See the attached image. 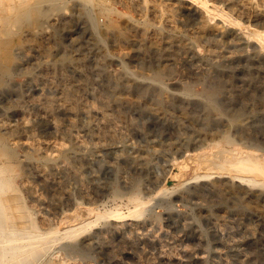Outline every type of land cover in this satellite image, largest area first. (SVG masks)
Returning <instances> with one entry per match:
<instances>
[{
    "label": "rangeland",
    "instance_id": "1",
    "mask_svg": "<svg viewBox=\"0 0 264 264\" xmlns=\"http://www.w3.org/2000/svg\"><path fill=\"white\" fill-rule=\"evenodd\" d=\"M23 1L0 0V252L7 254L0 264L20 256L19 264H264V186L227 177L242 157L264 167V52L240 30L264 31V0H251L262 13L256 19L241 13L246 0H206L240 26L203 20L182 0H99L105 11L83 0H50L38 7L43 14L37 0H27L28 15L4 28L3 16ZM153 5L167 7L170 17L158 29ZM185 86L205 94L217 87L219 105L186 96ZM100 92L108 94L110 114ZM57 96L74 103L73 125H66ZM156 97L167 98L165 112L143 111ZM206 173L212 175L199 178ZM133 196L151 198L136 217ZM82 205L123 217L104 216L68 237L62 229L86 216ZM30 228L55 229L56 236L41 240Z\"/></svg>",
    "mask_w": 264,
    "mask_h": 264
},
{
    "label": "bare ground",
    "instance_id": "2",
    "mask_svg": "<svg viewBox=\"0 0 264 264\" xmlns=\"http://www.w3.org/2000/svg\"><path fill=\"white\" fill-rule=\"evenodd\" d=\"M45 1H50V0H37L36 2H35V4H34V2H33V4L35 5V8H36V11L38 12V13H40V14H43V12L41 11V10H38V7L40 6V5H42V3H47V2H45ZM145 1V0H144ZM158 1V0H157ZM156 1V2H157ZM184 3H189V4H191V7H193V9H194V11L199 15V17L201 18V19H203V20H205L206 19V17L207 16H214V17H220V18H222L223 20H225V22L226 21H230L231 23H233V24H235V25H237V26H240L241 24L236 20H232V19H230L229 17H228V15H227V13H225V12H223V10L221 9V7H219V6H217V5H213V4H211V3H208L206 0H182ZM240 1V0H239ZM83 2H84V4L85 5H87V6H89V7H95L96 5H98V4H100L101 6H102V10L103 11H105L106 10V6H105V4H104V2H101V1H95V0H83ZM145 2H147V1H145ZM155 2V3H156ZM238 2V1H237ZM242 2V1H241ZM245 2V3H244ZM243 3V5H242V7H240V11H241V13L243 14V15H245V16H248V17H253V18H257L258 16H260V15H262V13H261V11H260V9H257L256 8V6L254 5V1L252 2L251 0H246V1H244ZM6 3V2H5ZM4 3V4H5ZM20 3V2H19ZM135 3V2H134ZM164 3V2H163ZM174 3V2H173ZM3 4V3H2ZM137 4V3H136ZM151 4V3H150ZM153 4V3H152ZM170 4V2L168 3V5ZM175 4V3H174ZM188 4V5H189ZM29 5V2L27 1V0H24L21 4H19L18 6H16V9L17 10H15V13L14 14H9V15H4L3 16V24H4V28H7L8 27V25L14 20V17H16V19L18 18L19 20L20 19H22V18H25L27 15H28V11L26 10L27 9V6ZM135 5V4H134ZM158 5V4H157ZM165 5H167V3L165 4ZM170 5H173V4H170ZM7 6V5H6ZM30 6V5H29ZM32 6V5H31ZM54 6V5H53ZM137 6H139V4L137 5ZM147 6V5H146ZM177 6V5H176ZM235 6V5H234ZM233 6V7H234ZM8 7H9V4H8ZM162 7H164V6H162ZM170 7V6H169ZM258 7V6H257ZM88 8V7H87ZM161 8V7H160ZM160 8H158V6L156 7L155 5H153V6H151V8H150V15H151V17H152V19H154L155 21H154V23H157V25H155V28H159L161 25H165V24H168L169 23V18L170 17H168L166 14H167V12H168V10L164 7L163 9H160ZM172 8H174V7H172ZM237 8V7H236ZM258 8H260V7H258ZM3 9V8H2ZM10 10V9H9ZM89 10V9H88ZM146 10V9H145ZM174 10V9H173ZM177 10V9H176ZM1 11V10H0ZM137 11V10H136ZM175 12V11H174ZM5 13V12H4ZM89 13H90V11H89ZM89 13H88V15H89ZM142 13H145V11H143ZM142 13H140V14H142ZM147 13V12H146ZM236 13H239V11L237 12V10H236ZM1 14V13H0ZM18 14V15H17ZM45 14H46V12H45ZM86 14H87V12H86ZM170 14V13H169ZM14 15H16V16H14ZM143 15V14H142ZM172 16V15H171ZM141 17V16H140ZM150 17V16H149ZM89 18H90V23H91V26L90 27H92V31H95V29H96V23L94 22V19L91 17V16H89ZM148 18V17H147ZM247 19H249V18H247ZM141 20H142V18H141ZM143 20H145V18H143ZM212 20H214V19H212ZM216 20V19H215ZM260 20H263V19H260ZM209 21H211V20H209ZM149 22H151V21H149ZM148 22V23H149ZM144 23V22H143ZM171 23H173V22H171ZM222 23V22H221ZM147 23H146V20H145V24L144 25H146ZM148 25V24H147ZM146 25V26H147ZM149 25H151V24H149ZM175 24H173V26H174ZM199 25H200V23H199ZM207 26V25H206ZM223 26V25H222ZM226 26H228V25H226ZM225 26V27H226ZM144 27V26H143ZM143 27L141 26V28L143 29ZM249 26H245V27H240L241 29L240 30H242L247 36H250V37H254L255 39H256V43H257V45H259L258 47H260L261 48V50L264 52V31H260V32H258V31H251V30H249V28H248ZM201 28V27H200ZM239 28V27H238ZM44 29V28H43ZM150 29V28H149ZM152 29H154V28H152ZM155 30V29H154ZM209 30V29H208ZM207 30V31H208ZM196 31V30H195ZM199 31V30H198ZM241 31V32H242ZM214 32V31H213ZM241 32H239V33H241ZM139 33V32H138ZM137 33V34H138ZM146 33V32H145ZM203 33V32H202ZM202 33H200V35L202 34ZM208 33H209V31H208ZM216 33V32H215ZM132 34V33H131ZM204 34V33H203ZM211 34V33H210ZM243 34V33H242ZM212 37H213V34L211 35ZM152 37V36H151ZM206 37V36H205ZM133 38V37H132ZM139 40V39H138ZM213 40H215V39H213ZM137 41V40H136ZM135 41V42H136ZM211 41V40H210ZM216 41V40H215ZM155 42V41H154ZM213 42V41H212ZM218 42V41H217ZM221 42V41H220ZM155 47H154V51L157 53V54H160L161 52L160 51H162L161 50V45L160 44H156L155 43ZM167 45V44H166ZM179 45V44H178ZM218 45V44H217ZM145 48V47H144ZM175 48V47H174ZM169 49V48H168ZM262 52V53H263ZM142 53V52H141ZM144 53V52H143ZM211 55V54H210ZM171 57V56H170ZM164 58V57H163ZM169 58V57H168ZM174 59V58H173ZM99 61V60H98ZM72 65V64H71ZM82 67V66H81ZM76 68V67H75ZM84 68V67H83ZM71 70H73V68L71 69ZM77 70V69H76ZM75 72V71H74ZM129 72V71H128ZM127 72V73H128ZM86 74V73H85ZM104 74V73H103ZM200 74V73H199ZM131 75V74H130ZM199 79V78H198ZM201 80V79H200ZM197 81V79L195 80V82ZM79 82V81H78ZM83 82H84V80H83ZM86 82H87V80H86ZM158 82V81H157ZM159 83V82H158ZM200 83V82H199ZM72 84V83H71ZM82 84V83H81ZM160 84V83H159ZM161 86H164V85H162V84H160ZM201 86H202V84H200ZM217 85V84H216ZM66 86V85H65ZM88 86V85H87ZM93 86V85H92ZM90 87V86H89ZM66 88V87H65ZM93 88V87H92ZM160 88V87H159ZM203 88V87H202ZM64 89V88H63ZM83 89V88H82ZM167 89V88H166ZM77 90V89H76ZM99 90H101V89H99ZM109 90V89H108ZM209 91H210V89H208ZM63 91V90H62ZM156 91V90H155ZM76 92V91H75ZM81 92V91H80ZM99 92V91H98ZM97 92V93H98ZM115 92H117V91H115ZM219 92V89L217 88V87H213V91L211 92V93H207V94H205V93H203V89L201 90V92H198V93H194L193 92V90H192V88H191V86H185V88H184V90L182 91V93H184L186 96H188V97H197V98H199V99H201V100H203L208 106H210L211 108H216L218 105H219V102H218V99H217V94H219L218 93ZM87 93V92H86ZM89 93V92H88ZM96 93V92H95ZM118 93V92H117ZM60 94V93H59ZM93 94V93H92ZM155 94V93H154ZM66 95V94H65ZM78 95V94H77ZM94 95V94H93ZM108 95V94H107ZM107 95H106V93H99L98 94V96H97V100H99V104L101 105V106H103L105 109H103L104 111L106 110H108V103H110V102H108V98H107ZM64 96V95H63ZM118 96H119V94H118ZM230 96V95H229ZM57 97H59V96H57ZM141 97V96H140ZM150 97V96H149ZM155 97V96H154ZM158 97H159V95H158ZM68 98V97H67ZM76 98V97H75ZM79 98V97H78ZM221 98L223 99V101H225V102H229V101H231V99H228L229 97H227L226 95H225V92H223L222 93V95H221ZM70 99V98H69ZM69 99L67 100V99H65V98H63L62 96H60L59 98H58V101H57V108L60 110V111H62L63 113H65V116H66V122H67V124L66 125H69V126H71V125H73L74 124V121L72 120L73 118H72V115L75 113V110H74V103L73 102H71V101H69ZM119 99V98H118ZM167 99V98H166ZM166 99L165 98H163V97H160V98H154L153 100H152V102L150 103V104H147V103H145V105H144V107H143V111H150V112H153V113H159V114H162V113H164L165 112V109H166V106H167V101H166ZM75 100V99H74ZM78 100V99H77ZM83 100V99H82ZM124 100V99H123ZM122 100V101H123ZM130 100V99H129ZM134 101V100H133ZM136 101V100H135ZM138 101V100H137ZM141 101V100H140ZM220 101V100H219ZM126 102V101H125ZM42 103V102H41ZM78 103V102H77ZM135 103V102H134ZM131 104V103H130ZM43 105V104H42ZM79 105V104H78ZM99 105V106H100ZM166 105V106H165ZM45 106V105H44ZM80 106V105H79ZM82 106V105H81ZM165 106V107H164ZM83 107V106H82ZM42 108V107H41ZM76 108V107H75ZM98 108V107H97ZM46 109H49V108H46ZM79 109V108H78ZM99 109V108H98ZM112 109V108H111ZM86 110V109H85ZM91 110V109H90ZM59 111V112H60ZM101 111V110H100ZM105 111V112H106ZM170 111V110H169ZM169 111H167V112H169ZM49 112V111H48ZM85 112V111H84ZM104 112V113H105ZM108 112V111H107ZM112 112V111H111ZM149 112V113H150ZM171 112V111H170ZM44 113V112H43ZM43 113H41V114H43ZM93 113V112H92ZM95 113H97L96 111H95ZM99 113H101V112H99ZM98 113V114H99ZM103 113V112H102ZM103 113V114H104ZM109 113V112H108ZM152 113V114H153ZM107 114V113H106ZM105 114V116H107ZM110 114V113H109ZM171 114V113H170ZM169 114V115H170ZM46 115V114H45ZM45 115H43V116H45ZM50 115V114H49ZM76 115V114H75ZM166 115V114H165ZM74 116V115H73ZM99 116V115H98ZM102 115H100V117H101ZM51 117V116H50ZM75 117V116H74ZM112 117V116H111ZM63 118V117H62ZM98 118V117H97ZM102 118V117H101ZM51 119V118H50ZM58 119V118H57ZM93 119V118H92ZM112 119V118H111ZM53 119H51V121H52ZM97 120V119H96ZM93 121H95V120H93ZM92 121V122H93ZM99 121V120H98ZM98 121H96V124H98L99 122ZM101 121V120H100ZM114 121V120H113ZM78 122V121H77ZM50 123V122H49ZM242 123V122H241ZM77 124V123H76ZM105 124V123H104ZM58 125V124H57ZM66 125H63V126H66ZM193 125V124H192ZM105 126V125H104ZM114 127V126H113ZM118 127V126H117ZM247 127V126H246ZM245 127V125L243 126V125H239V129L243 132V134L244 135H247V133L249 132L248 131V128H246ZM70 128V127H69ZM73 128V127H72ZM110 128V127H109ZM79 129H81V128H79ZM112 129V128H111ZM72 130V129H71ZM66 131V130H65ZM82 131V130H81ZM106 131V130H105ZM60 132V131H59ZM71 133V132H70ZM80 133V132H79ZM109 133H110V131H109ZM72 134V133H71ZM112 134H114V133H112ZM103 136V135H102ZM55 137H56V135H55ZM111 137V136H110ZM226 138V137H225ZM57 139V138H56ZM84 139V138H83ZM50 140H52V139H50ZM50 140H46V141H44V142H42V145H43V147H49L50 146ZM98 140V139H97ZM231 140V139H230ZM82 141V140H81ZM84 141V140H83ZM82 141V142H83ZM85 142V141H84ZM96 142V141H95ZM104 142V141H103ZM212 142H213V140H212ZM216 142V141H215ZM219 142V141H218ZM53 143H54V141H53ZM110 143V142H109ZM233 143V142H232ZM83 144V143H82ZM106 144V143H105ZM214 144V143H213ZM216 144H218V143H216ZM114 145V144H113ZM215 145V144H214ZM219 145H220V143H219ZM218 145V146H219ZM212 147V146H211ZM215 148V147H214ZM217 148V147H216ZM234 148V147H233ZM45 149V148H44ZM213 149V148H212ZM222 149V148H221ZM230 149V148H229ZM228 149V150H229ZM232 149V148H231ZM243 150V149H242ZM245 150V149H244ZM231 151V150H230ZM235 151V150H234ZM246 151V150H245ZM225 152V154L228 152V151H224ZM245 153V152H244ZM224 154V155H225ZM222 155V154H221ZM227 155V154H226ZM244 155V154H243ZM256 155H257V153H256ZM220 156V155H219ZM229 156V155H228ZM246 156H248V157H252V155L251 154H248V155H246ZM221 157V156H220ZM213 158H215V157H213ZM244 157H242V158H239V159H237L236 161H234V162H231V169H232V172H228V174H227V177L229 178V180L232 182V183H238V185L239 184H249V183H252L253 184V182L254 183H256V184H259V185H263L264 186V167L259 163V161H258V159L256 158V157H253L254 158V160L251 162V163H246L244 160H242ZM261 159V158H260ZM3 160V159H2ZM10 161V160H9ZM221 161V160H220ZM216 162V161H215ZM219 161H217V163H218ZM216 163V164H217ZM227 163H230V162H227ZM219 164V163H218ZM56 165V164H55ZM80 165V164H79ZM218 166V165H217ZM29 167V166H28ZM31 167V166H30ZM33 167H34V165H33ZM224 167H229V166H225L224 165ZM61 168V167H60ZM64 168V167H63ZM67 168V167H66ZM213 168V167H212ZM218 168V167H217ZM5 169V168H4ZM71 169V168H70ZM76 170H77V168H75ZM208 169V168H207ZM218 169H221V168H218ZM218 169H217V171H218ZM56 170V169H55ZM214 170V169H213ZM223 170V169H222ZM222 170H220V171H222ZM7 171V170H6ZM31 171V170H30ZM66 171V170H65ZM74 171V170H73ZM78 171V170H77ZM62 172V171H61ZM206 172V171H205ZM208 172H210V171H208ZM213 172V171H212ZM5 173V172H4ZM9 173V172H8ZM1 174V173H0ZM3 174V173H2ZM61 174V173H60ZM31 175V174H30ZM33 175V174H32ZM77 175L79 176L80 174H78L77 173ZM195 175V174H194ZM204 175V177L206 178V176H211L212 174L210 173V175H208V173H206V174H201L200 175V177L199 178H201V176H203ZM225 175V174H224ZM7 176V175H6ZM36 176L37 177H40L43 181H45V182H47V180H48V176H47V174H46V172H44V170H41V169H36ZM56 176V175H55ZM65 176H67V174L65 175ZM81 176V175H80ZM219 176V175H218ZM31 177V176H30ZM61 177V176H60ZM64 177V176H63ZM69 177V176H68ZM195 177V176H194ZM209 177H207V179L209 178ZM29 178V177H28ZM58 178V177H57ZM203 178V177H202ZM5 181V179L4 178H0V191H3V190H1L3 187H2V184H4V183H1V181H3V180ZM25 179V178H24ZM31 179H33V177L31 178ZM52 179V178H51ZM50 179V180H51ZM56 179V178H55ZM63 179H65V178H63ZM69 179V178H68ZM80 179V178H79ZM197 179V178H196ZM14 180V179H13ZM27 180V179H26ZM70 180V179H69ZM192 180V179H191ZM190 180V181H191ZM198 180V179H197ZM209 180V179H208ZM7 181V180H6ZM31 181H33V180H31ZM56 181V180H55ZM75 180H73V182H74ZM189 181V180H188ZM22 182H23V180H22ZM57 182V181H56ZM72 182V183H73ZM187 182V181H186ZM186 182H184V183H186ZM25 183V182H24ZM62 183H63V181H62ZM75 183V182H74ZM193 183V182H192ZM223 183H225V181L223 182ZM9 184V183H8ZM256 184H254L253 186H255ZM23 185V184H22ZM63 185H64V183H63ZM66 186V185H65ZM78 186V185H77ZM182 186V185H181ZM215 188H216V186H218V182L216 183H214V185H213ZM221 186V185H220ZM240 186V185H239ZM6 188H7V186H5ZM25 187L29 190V191H31L32 193H36V189H35V187L33 186V184L32 183H30L29 181H26V183H25ZM55 187V186H54ZM53 187V188H54ZM64 187V186H63ZM248 187V186H247ZM251 187H252V185H251ZM255 187H257V186H255ZM259 187V186H258ZM68 188V187H67ZM66 188V189H67ZM218 188V187H217ZM220 188V187H219ZM4 189V188H3ZM82 189V188H81ZM85 189V188H84ZM6 190V189H5ZM5 190H4V192H5ZM59 190V189H58ZM87 190V189H86ZM165 190V189H164ZM264 190V189H263ZM62 192V191H61ZM165 192V191H164ZM199 192V191H198ZM260 192V191H259ZM2 193V192H1ZM163 193V192H162ZM3 194V193H2ZM38 194V193H37ZM158 194V193H157ZM31 195V194H30ZM42 195V194H41ZM83 195H84V193H83ZM161 195V194H160ZM39 196V195H38ZM72 196V195H71ZM153 196V195H152ZM67 197V196H66ZM95 197V196H94ZM151 197V196H150ZM204 197V196H203ZM52 198V197H51ZM75 198V197H74ZM84 198V197H83ZM153 198H154V196H153ZM152 198V199H153ZM131 199V202H132V204H133V206H134V208H135V210L133 211V213H132V215L131 216H134L135 215V213L137 214V213H141V215L143 214L142 212H144V208H145V206L149 203V201L151 200V198L150 199H147L146 201L145 200H143L142 198H140V197H138V196H133L132 198H130ZM79 200V199H78ZM87 200V199H86ZM91 200V199H90ZM89 200V201H90ZM95 200H96V198L94 199V202H95ZM65 202V201H64ZM66 202H68V201H66ZM88 202V201H87ZM92 202V201H91ZM80 203V202H79ZM89 203V202H88ZM93 203V202H92ZM68 204V203H67ZM78 205V204H77ZM94 206V205H93ZM4 207V206H3ZM72 207V206H71ZM79 207H80V205H79ZM81 207H83V209H84V211H85V213H86V216L85 217H82L80 214H77V213H74V214H77V216L76 217H74L73 218V225L71 226L70 224V227H63V231L65 232V234L68 236V237H70L72 234H73V232H75V231H77V230H83V229H88L90 226H92V225H95V224H97L96 222L98 221V219H100V218H102V217H104V216H111L113 219H115V220H117L118 221V219H122V215H121V213H118L116 210L114 211V212H110L109 214H107V215H101V214H99V213H97L99 210H97V212H96V210H94V208H92V207H89V206H85V205H82ZM95 207V206H94ZM78 209V208H77ZM130 210V209H129ZM128 210V211H129ZM2 211V210H1ZM54 211V210H53ZM72 211V210H71ZM131 211V210H130ZM142 211V212H141ZM56 212V211H55ZM58 212H59V210H58ZM68 213V212H67ZM1 214V213H0ZM4 214V213H3ZM65 214V213H64ZM63 214V215H64ZM73 214V213H72ZM106 214V213H105ZM5 215V214H4ZM71 215V214H70ZM127 215V214H126ZM7 216H9V214L7 215ZM74 216V215H73ZM46 217V216H45ZM44 217V218H45ZM61 217V216H60ZM72 217V216H71ZM134 217H136V216H134ZM8 218V217H7ZM30 218H31V216H30ZM43 218V219H44ZM124 218H125V216H124ZM3 219H4V217H3ZM58 219V218H57ZM61 219H63V218H61ZM60 219V220H61ZM103 219V218H102ZM31 220V219H30ZM41 220V219H40ZM45 220V219H44ZM67 220V219H66ZM113 221V220H112ZM10 222V221H9ZM47 222V221H46ZM51 222V221H50ZM43 224H44V222H42ZM48 223V222H47ZM46 223V224H47ZM68 224V223H67ZM10 225H11V223H10ZM45 225V224H44ZM43 225V226H44ZM12 226V225H11ZM11 226H9V227H11ZM30 226V225H29ZM36 226V225H35ZM59 226V225H58ZM65 226V225H64ZM97 226V225H96ZM31 227V226H30ZM37 227V226H36ZM40 227V226H39ZM39 227H37V228H39ZM53 227V226H52ZM55 227H57V226H55ZM2 228V227H1ZM12 228V227H11ZM36 228V229H37ZM50 228V227H49ZM48 228V229H49ZM4 229V228H3ZM31 229V228H30ZM47 230V229H46ZM58 230H60V229H58ZM40 232V231H39ZM55 232V229H50L49 231L47 230L46 232H42V233H38V231H36V230H33V228L30 230V234H33L32 236H35L36 238H39V239H47V238H49V236L51 235L52 236V234ZM60 232V231H59ZM62 232V231H61ZM79 232V231H78ZM1 233H2V230H0V235H1ZM4 233V232H3ZM6 233V232H5ZM57 234H59L58 233V231L56 232ZM77 232H75L74 233V235L76 234ZM98 233V232H97ZM100 233H101V231H100ZM11 234V233H10ZM21 234V233H20ZM55 234V233H54ZM53 234V235H54ZM79 234V233H78ZM78 234H76V236H74V237H77V236H79ZM104 234V233H103ZM19 235V234H18ZM23 235H26V237L29 235V234H23ZM105 235V234H104ZM6 236V235H5ZM8 236H10V235H8ZM11 236H12V234H11ZM20 236V235H19ZM22 236V235H21ZM20 236V237H21ZM32 236H31V238H32ZM54 236H56V234L54 235ZM66 236V237H67ZM73 236H72V238H73ZM13 237V236H12ZM24 237V236H23ZM63 237V236H62ZM1 238V237H0ZM10 238V237H9ZM22 238V237H21ZM25 238V237H24ZM28 238V237H27ZM30 238V237H29ZM34 238V237H33ZM35 238V239H36ZM64 238V237H63ZM12 238H10V240H11ZM13 239H14V237H13ZM16 239H17V237H16ZM65 239V238H64ZM63 239V240H64ZM69 239V238H68ZM105 239V238H104ZM9 240V239H8ZM24 240V239H23ZM34 240V239H33ZM31 241V243L32 242H36V241ZM48 240V239H47ZM56 240V239H55ZM2 241V240H1ZM0 241V242H1ZM18 241H20V240H18ZM29 241V240H28ZM54 241V240H53ZM60 241V240H59ZM62 241V240H61ZM11 242V241H10ZM13 242V241H12ZM40 243V241H37L36 242V244L37 243ZM44 242V241H43ZM49 242H50V239H49ZM4 243H6V242H4ZM3 243V244H4ZM47 243V242H46ZM51 243V242H50ZM54 243V242H53ZM27 244H30L29 242H27ZM35 244V245H36ZM1 245V244H0ZM16 245V244H15ZM23 245V244H22ZM31 245V244H30ZM41 245V244H40ZM44 245V247H45V244H43ZM42 245V246H43ZM49 245V244H48ZM23 246H25V244L23 245ZM32 247H34L33 245H31ZM47 246V245H46ZM11 247H12V245H11ZM26 247V246H25ZM41 247V246H40ZM22 248V247H21ZM43 247H41V249H42ZM49 248H50V246H49ZM1 249V248H0ZM3 249H5V247L3 248ZM12 249V248H11ZM35 249H37V248H35ZM40 249V248H39ZM48 249V248H47ZM2 250V249H1ZM6 250V249H5ZM15 250H16V248H15ZM14 250V251H15ZM43 250V249H42ZM42 250H41V253H42ZM4 251V250H3ZM2 251V252H3ZM11 251H13V249L11 250ZM18 251H20V250H18ZM17 251V252H18ZM5 252V251H4ZM28 252H30V251H28ZM21 253H22V251H21ZM40 253V252H39ZM9 255H10V253H8ZM25 254V253H24ZM31 254V253H30ZM34 255V254H33ZM7 257V254L6 253H1L0 252V257H2V258H4V257ZM15 256L16 255H11V257L13 258H15ZM27 256V255H26ZM29 256V255H28ZM31 256H32V254H31ZM36 255H34V257H35ZM5 257V258H6ZM19 257V256H18ZM21 257V256H20ZM19 257V258H20ZM19 258H17L18 260H19ZM30 258H32V257H30ZM16 259V258H15ZM6 260V259H5ZM18 260H14L13 261V263L12 264H19V261ZM5 262V261H4ZM11 262V261H10ZM16 262V263H15ZM27 262V261H26ZM8 263V262H7ZM29 263V262H28ZM21 264V263H20Z\"/></svg>",
    "mask_w": 264,
    "mask_h": 264
}]
</instances>
